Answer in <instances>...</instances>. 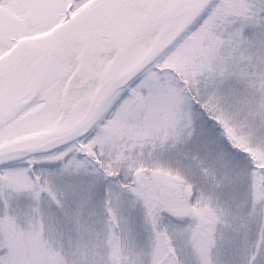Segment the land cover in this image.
I'll return each mask as SVG.
<instances>
[{
    "label": "snow or ice",
    "instance_id": "snow-or-ice-1",
    "mask_svg": "<svg viewBox=\"0 0 264 264\" xmlns=\"http://www.w3.org/2000/svg\"><path fill=\"white\" fill-rule=\"evenodd\" d=\"M0 264H264V0H0Z\"/></svg>",
    "mask_w": 264,
    "mask_h": 264
}]
</instances>
